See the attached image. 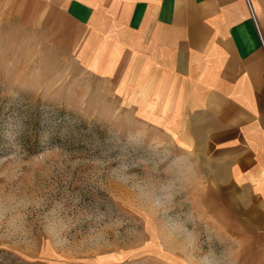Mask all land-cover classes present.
<instances>
[{
  "label": "rangeland",
  "instance_id": "1",
  "mask_svg": "<svg viewBox=\"0 0 264 264\" xmlns=\"http://www.w3.org/2000/svg\"><path fill=\"white\" fill-rule=\"evenodd\" d=\"M102 88L0 26V264H224L193 154Z\"/></svg>",
  "mask_w": 264,
  "mask_h": 264
},
{
  "label": "crops",
  "instance_id": "2",
  "mask_svg": "<svg viewBox=\"0 0 264 264\" xmlns=\"http://www.w3.org/2000/svg\"><path fill=\"white\" fill-rule=\"evenodd\" d=\"M6 25L193 154L224 264H264V0H0Z\"/></svg>",
  "mask_w": 264,
  "mask_h": 264
},
{
  "label": "built area",
  "instance_id": "3",
  "mask_svg": "<svg viewBox=\"0 0 264 264\" xmlns=\"http://www.w3.org/2000/svg\"><path fill=\"white\" fill-rule=\"evenodd\" d=\"M252 14H253V16H254V18H255V15H254V13L252 12ZM258 30H259V28H258ZM259 33H260V31H259ZM260 37H261V40H262V44H263V46H264V40H263V38H262V35H261V33H260Z\"/></svg>",
  "mask_w": 264,
  "mask_h": 264
}]
</instances>
